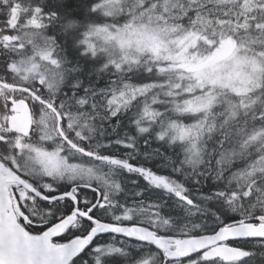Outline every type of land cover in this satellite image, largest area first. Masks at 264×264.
<instances>
[{
  "label": "snow or ice",
  "instance_id": "1",
  "mask_svg": "<svg viewBox=\"0 0 264 264\" xmlns=\"http://www.w3.org/2000/svg\"><path fill=\"white\" fill-rule=\"evenodd\" d=\"M0 264H264V0H0Z\"/></svg>",
  "mask_w": 264,
  "mask_h": 264
}]
</instances>
